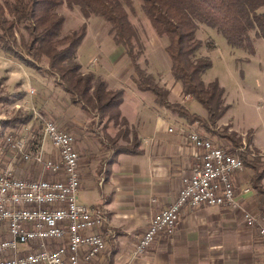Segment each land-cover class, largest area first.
Masks as SVG:
<instances>
[{
    "label": "crops",
    "instance_id": "obj_1",
    "mask_svg": "<svg viewBox=\"0 0 264 264\" xmlns=\"http://www.w3.org/2000/svg\"><path fill=\"white\" fill-rule=\"evenodd\" d=\"M100 77L110 88L125 91L120 110L127 125L107 123V118H98L99 122L105 120L101 124H104L103 131H107L109 146L105 147L107 143L103 136V140L95 141L99 139L88 130L94 121L97 127L99 125L94 115L88 117V110L92 109L73 104L78 109L73 120L66 123L61 117L55 119L76 136L81 186L86 187L85 193L93 192L92 196L80 199L90 206L105 207L108 221L103 230L111 231L107 236V249L85 264H264V244L257 229L258 225L264 224L263 194L255 188L256 171L249 166L232 176L239 207L187 206L173 234H162L146 252L135 255L136 245L153 216L175 200L183 177L198 163L196 149L188 139L189 132H204L198 121L190 122L158 104L149 91L139 90L135 84L127 88L112 87L113 77ZM174 82L182 91L180 82ZM168 89L170 97L172 90ZM183 100L190 106L195 99L184 96ZM125 130H128L127 138L119 135ZM134 135L140 152L116 153L117 148L129 145ZM35 137L41 139V132ZM44 142L47 156L58 158L51 142L48 139ZM256 142L252 144L254 149ZM256 155L260 160L264 159L261 152L257 151ZM20 171L33 176V172ZM243 209L253 214L256 226L246 223Z\"/></svg>",
    "mask_w": 264,
    "mask_h": 264
},
{
    "label": "trees",
    "instance_id": "obj_2",
    "mask_svg": "<svg viewBox=\"0 0 264 264\" xmlns=\"http://www.w3.org/2000/svg\"><path fill=\"white\" fill-rule=\"evenodd\" d=\"M142 9L156 33L168 39L166 52L171 59V72L176 82L182 85L184 96L191 95L207 111L206 116L191 112L179 102H171L170 90L160 85L152 73L142 67V54L138 29L130 19L128 8L132 0H0V47L9 56L37 71H48L58 77L71 102L85 109L94 110L108 122L127 125L122 118L120 105L124 89L110 88L107 81L93 72L82 71L77 52L87 35V24L62 36L65 17L58 8L67 4L78 7L89 18L98 15L111 25L114 41L123 46L133 66L131 79L142 91H149L158 104L178 113L190 122H199L207 131L216 128L230 107L225 103V89L219 81L207 83L203 74L212 66V61L198 56L202 41L197 36L200 24L220 31L227 41L237 47H253L251 32L264 39V0H140ZM128 7V8H127ZM27 53L25 55L22 51ZM47 60V68L39 62ZM9 101V96L0 95V103ZM32 114H18L10 119H0V139L4 129L26 124ZM229 126L216 133L231 142L230 152L238 153L245 166L255 169L254 186L263 194L264 161L251 158L248 137L245 150L244 139ZM128 130L121 132L127 138ZM202 134V133H201ZM203 136L209 138L205 133ZM139 153L134 135L129 145L116 149V153Z\"/></svg>",
    "mask_w": 264,
    "mask_h": 264
},
{
    "label": "built area",
    "instance_id": "obj_3",
    "mask_svg": "<svg viewBox=\"0 0 264 264\" xmlns=\"http://www.w3.org/2000/svg\"><path fill=\"white\" fill-rule=\"evenodd\" d=\"M46 139L58 158L47 156ZM188 139L198 163L183 177L175 200L153 216L136 245V256L162 234H173L187 206L239 207L232 176L245 170L243 158L197 130L189 132ZM7 144L13 154L0 169V264H85L102 254L111 233L103 230L107 213L102 205L79 201L80 156L74 133L49 119L42 125L41 139L9 135ZM244 144L238 150H245ZM20 160L24 167L38 166L39 173L25 175L20 171L24 168H18ZM243 213L246 223L256 226L253 214L247 209ZM257 229L264 244V224Z\"/></svg>",
    "mask_w": 264,
    "mask_h": 264
},
{
    "label": "rangeland",
    "instance_id": "obj_4",
    "mask_svg": "<svg viewBox=\"0 0 264 264\" xmlns=\"http://www.w3.org/2000/svg\"><path fill=\"white\" fill-rule=\"evenodd\" d=\"M132 1V9L127 8L130 19L138 29L141 45L139 47L142 50L139 62L142 67L152 73L160 85L172 90L170 101L183 104L193 113L206 114V109L199 101L192 100L190 106L184 102V94L178 85H175V79L172 77L171 59L166 52L168 39L156 33L142 9V2ZM57 10L65 17L62 36L77 30L83 23L87 24V35L77 52V60L82 64V71L92 70L96 72L95 75L113 77L112 85L110 84L112 87L127 88L134 84L130 78L133 73L131 60L123 46L115 43L111 25L105 19L98 15L86 18L78 7L70 8L66 3ZM197 36L202 41L198 56L207 57L212 61V66L203 74V79L207 83L219 81L225 89V103L230 106L216 128L212 127L213 131L209 132L199 124L201 130L214 144L231 149V142L220 137L215 131L216 129L222 131L229 126L228 132L234 131L244 139L251 138L250 152L256 154L258 151L264 154V39L257 37L255 31H252L253 47L233 46L220 31L205 24H200ZM22 51L27 55L24 49ZM39 63L43 68L48 67L46 59ZM0 95L9 96V101L0 103L1 120L10 119L18 114H32V119L28 123L4 129V137L0 139V169L8 164L10 155L13 154L7 144L9 135L36 136L41 132L45 120L61 117L68 123L69 120H73V114L78 110L71 102L69 94L63 90L58 77L48 71H37L24 65L9 56L1 47ZM88 112H90L88 117L94 115L98 121L100 116L94 110ZM103 122L105 120H101L97 127V122L94 121L89 124L88 130L99 139L95 141L103 140L101 138L103 136L104 142L107 143L106 147L109 145L107 131H103L104 124H101ZM255 142L254 149L252 144ZM23 165V161L20 160L19 169L24 168L26 173L33 172L32 175L38 174V166L35 164L28 167ZM85 188L84 186L79 188L81 203L84 202L80 197L83 200L93 194L85 193Z\"/></svg>",
    "mask_w": 264,
    "mask_h": 264
}]
</instances>
